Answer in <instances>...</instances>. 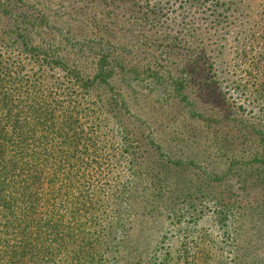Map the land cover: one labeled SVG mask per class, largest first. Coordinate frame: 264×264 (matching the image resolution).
<instances>
[{"label": "trees", "instance_id": "16d2710c", "mask_svg": "<svg viewBox=\"0 0 264 264\" xmlns=\"http://www.w3.org/2000/svg\"><path fill=\"white\" fill-rule=\"evenodd\" d=\"M170 6L0 0V264H147L156 237L141 226H149L140 223L146 211L151 221L180 206L197 214L205 204L231 221L235 262L254 253V241L264 244V200L242 204L210 193L215 178L208 162L202 166L209 153L198 156L184 135V128L217 122L192 98L198 33L189 13ZM263 62L259 53L243 63L244 73L264 74ZM247 83L264 88V81ZM154 93L187 110L138 112ZM105 130L129 173L112 195L121 199L109 261L95 258L93 246L107 238V228L96 232L101 209L93 198L102 186L91 179L92 170L102 172L98 145H107ZM254 141L264 152V133ZM189 258L186 252L183 264Z\"/></svg>", "mask_w": 264, "mask_h": 264}, {"label": "rangeland", "instance_id": "374dc122", "mask_svg": "<svg viewBox=\"0 0 264 264\" xmlns=\"http://www.w3.org/2000/svg\"><path fill=\"white\" fill-rule=\"evenodd\" d=\"M140 1L152 5L161 1L163 6L171 5V10L189 13V22L198 33L195 53L199 52L201 60L194 65L192 98L199 109L217 123L212 124V128L205 124H195L183 131L198 156L202 150L209 153L202 156V166L206 167L208 162V171L215 178L209 187L210 193L222 194L242 204L262 202L264 152L261 146H255L254 139L258 132L264 133V88L260 89L247 82H262L264 74L253 73L252 77L247 76L243 63L256 59L259 53L261 57L264 56V0ZM188 3H192V7L189 8ZM193 3L199 7L197 11ZM214 7L217 10L213 11ZM234 7L237 12H233ZM160 33L159 30L157 34ZM135 52L138 61L142 54L139 50ZM182 107L183 104L164 101L163 95L154 93L147 98L145 105L141 102L138 112L151 110L157 116L168 110H187ZM216 127L220 130H215ZM180 129L175 130L179 133ZM103 134L109 139L107 145L103 141L98 145L102 172L95 174L92 170L91 179L93 182H101L102 186V194L93 198L95 207L100 206L101 209L100 213H96V222L99 224L96 232L101 234L102 228H107V238L94 242L93 246L99 253L95 258L109 261L110 253L107 249L114 243V236L109 233L115 226L113 219L116 217V201L121 199L120 196L113 199L112 195L120 194L129 173L126 162L123 159L118 161L117 141L112 139L109 130L103 131ZM90 165L94 167L92 162ZM150 205L152 200L149 201L148 209ZM180 208L178 213L170 217L158 218L153 215L150 221L151 214L148 211L141 217L140 223L149 224H141L144 232L147 230L148 234L152 233L156 237L155 245L145 255L147 264H183L182 258L186 252L190 254L186 264H264V244L258 240L254 241L257 246L251 244L254 253H250L247 259L241 258L235 262L231 221L224 222L222 215L215 212L213 206L205 204L203 211L197 214L186 212L184 206ZM156 223L157 231L151 227ZM138 253L144 254L142 245Z\"/></svg>", "mask_w": 264, "mask_h": 264}]
</instances>
